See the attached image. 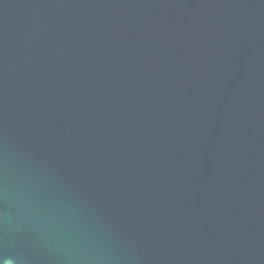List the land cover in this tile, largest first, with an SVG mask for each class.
I'll return each mask as SVG.
<instances>
[{
  "label": "water",
  "instance_id": "95a60500",
  "mask_svg": "<svg viewBox=\"0 0 264 264\" xmlns=\"http://www.w3.org/2000/svg\"><path fill=\"white\" fill-rule=\"evenodd\" d=\"M0 264H264V0H0Z\"/></svg>",
  "mask_w": 264,
  "mask_h": 264
}]
</instances>
